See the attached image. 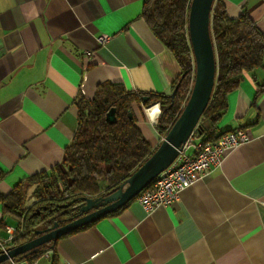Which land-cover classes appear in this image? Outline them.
Returning <instances> with one entry per match:
<instances>
[{"label":"crops","instance_id":"0c3cea01","mask_svg":"<svg viewBox=\"0 0 264 264\" xmlns=\"http://www.w3.org/2000/svg\"><path fill=\"white\" fill-rule=\"evenodd\" d=\"M223 1L229 16L246 10L264 32V0ZM142 2L0 0L1 194L61 162L78 126L77 101L91 99L98 84L170 92L181 69L140 17ZM262 84L263 69L244 73L217 125L204 120L215 135L244 127L250 139L178 199L150 212L134 199L60 237L33 264H264V90L256 97ZM153 106L159 103L142 107L138 124L156 144ZM7 225L16 221L9 217ZM6 236L0 229V239Z\"/></svg>","mask_w":264,"mask_h":264},{"label":"trees","instance_id":"16d2710c","mask_svg":"<svg viewBox=\"0 0 264 264\" xmlns=\"http://www.w3.org/2000/svg\"><path fill=\"white\" fill-rule=\"evenodd\" d=\"M190 1L142 2L140 17L173 54L181 69L170 92L143 93L126 89L121 83L98 84L91 99L80 98L77 101L78 126L71 143L64 148L61 162L20 181L8 193H0V229L6 227L7 218L16 221V236L7 244V248L29 240L31 230L37 224L45 222L44 225L49 226L58 217L72 214L68 208L56 210L57 204L67 203L82 195L96 196L116 188L160 142L180 114L193 83L192 50L187 31ZM209 31L215 49L216 76L211 98L195 129L199 136L203 135L202 144L215 141L222 134L209 132L203 128L202 121L208 120L210 128L215 127L227 109L228 94L238 87L242 75L256 69L264 70V32L257 28L246 10L231 17L224 1L214 0ZM182 74L184 76L171 98L170 94ZM263 90L264 84L259 85L256 97ZM144 95L149 97L145 102L142 101ZM155 102L159 103L160 113L154 128L158 141L152 144L138 124V116L144 118L142 107ZM111 107L116 108V121L112 124L105 119ZM129 111L132 118L128 116ZM29 198H33V202L27 206ZM126 206L103 217L119 212ZM95 221L61 237L88 227ZM45 249L50 248L41 245L36 253L15 259L33 262Z\"/></svg>","mask_w":264,"mask_h":264},{"label":"water","instance_id":"95a60500","mask_svg":"<svg viewBox=\"0 0 264 264\" xmlns=\"http://www.w3.org/2000/svg\"><path fill=\"white\" fill-rule=\"evenodd\" d=\"M213 1H190L187 31L194 59L193 83L180 114L157 146L116 188L96 196L82 195L72 198L67 203L57 204L56 210L68 208L72 210V214L61 221L54 220L46 227L45 222L37 224L32 228L29 240L8 247L6 252L0 251V263L17 256L26 257L36 253L41 245H46L51 249L62 235L128 204L176 159L182 145L198 127L199 119L207 107L215 84L216 56L209 31ZM183 76L184 74L173 88L171 98L174 97ZM148 98L144 95L142 101L145 102ZM115 111L116 108L111 107L106 113L107 122L112 124L116 121ZM128 116L132 118L131 111L128 112Z\"/></svg>","mask_w":264,"mask_h":264},{"label":"built area","instance_id":"2783aa9c","mask_svg":"<svg viewBox=\"0 0 264 264\" xmlns=\"http://www.w3.org/2000/svg\"><path fill=\"white\" fill-rule=\"evenodd\" d=\"M106 39L107 36L104 35L99 37L101 43ZM197 135L198 133L194 130L182 145L176 159L136 196L135 199L145 212H150L160 206H167L178 199L182 190L207 175L213 166L219 165L227 151L250 139V133L244 127L225 131L217 140L203 144L201 141H196ZM5 231L7 236L0 239V251L3 252H6L7 244L16 236V229L13 226L7 225ZM49 253L47 251L45 255L48 256ZM8 262L9 264H33L28 260H16L15 258L9 259ZM60 264L74 263L64 261Z\"/></svg>","mask_w":264,"mask_h":264},{"label":"rangeland","instance_id":"374dc122","mask_svg":"<svg viewBox=\"0 0 264 264\" xmlns=\"http://www.w3.org/2000/svg\"><path fill=\"white\" fill-rule=\"evenodd\" d=\"M191 62H192V69H194V59H193V55H192V53H191ZM193 73V72H192ZM158 111H159V113H160V110H159V108H158ZM159 113H157V115L159 116ZM205 121H208V120H205ZM205 121H202V125H204V122ZM206 123V122H205ZM207 124V123H206ZM32 198L31 199H29L28 201H27V206L28 205H30V203H32Z\"/></svg>","mask_w":264,"mask_h":264},{"label":"bare ground","instance_id":"6f19581e","mask_svg":"<svg viewBox=\"0 0 264 264\" xmlns=\"http://www.w3.org/2000/svg\"><path fill=\"white\" fill-rule=\"evenodd\" d=\"M150 112H151V115H152L153 117H155L156 114L158 113V108H157V106H153V107L150 109Z\"/></svg>","mask_w":264,"mask_h":264},{"label":"flooded vegetation","instance_id":"af4514ba","mask_svg":"<svg viewBox=\"0 0 264 264\" xmlns=\"http://www.w3.org/2000/svg\"><path fill=\"white\" fill-rule=\"evenodd\" d=\"M69 216H70V215H67V216H64V217H63V216H62V217L60 216V217L57 218V220H60V221H61V220L65 219V218H67V217H69ZM62 223H63V222H62ZM62 223H61V224H62ZM45 227H46V226H45Z\"/></svg>","mask_w":264,"mask_h":264}]
</instances>
